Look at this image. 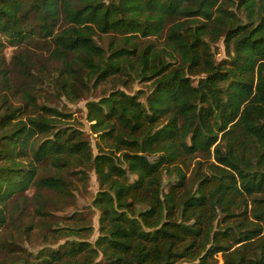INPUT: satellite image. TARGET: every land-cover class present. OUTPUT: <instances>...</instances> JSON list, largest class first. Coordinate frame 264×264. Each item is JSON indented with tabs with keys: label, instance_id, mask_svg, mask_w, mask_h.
<instances>
[{
	"label": "trees",
	"instance_id": "obj_1",
	"mask_svg": "<svg viewBox=\"0 0 264 264\" xmlns=\"http://www.w3.org/2000/svg\"><path fill=\"white\" fill-rule=\"evenodd\" d=\"M31 41L47 63L36 70L31 49L5 62L6 42ZM111 79L149 89L86 102L94 152L38 86L75 101ZM91 169L96 240L59 227L55 247L13 249L44 229L42 191L67 200ZM11 245L0 264H264V0H0V251Z\"/></svg>",
	"mask_w": 264,
	"mask_h": 264
},
{
	"label": "rangeland",
	"instance_id": "obj_2",
	"mask_svg": "<svg viewBox=\"0 0 264 264\" xmlns=\"http://www.w3.org/2000/svg\"><path fill=\"white\" fill-rule=\"evenodd\" d=\"M243 16V15H242ZM109 36L104 35L103 38L99 39V42L108 45ZM42 42L31 41L28 43H16V42H6L5 48L3 50V56L5 62L9 63L12 60L13 55L16 51L22 49H31L37 53H41L43 57L37 61L35 67L36 70L41 67V64L47 63L46 56L48 51L45 46H42ZM213 50L215 51L216 58L218 61L227 57L225 45L223 43V38L217 41L213 45ZM45 56V57H44ZM44 58V59H42ZM49 73L52 68L50 65L47 66ZM195 81L198 79V76L194 77ZM113 88H122L128 92H137L138 90L148 91L149 84L142 82L138 79L128 80V84L125 87L123 82L120 79H111L106 82L100 83L97 87H91L87 90L80 98L75 101L69 100L64 95L59 96L56 94L55 88L51 83L42 82L38 86V91L40 92V101L47 103L48 105L58 108L60 111L67 113V120L61 122L60 125H73L74 127L80 128L85 132L86 137L90 140L94 152H96L95 142L97 140L96 134L90 130V122L87 120V108L86 102L91 99H98L103 93L109 92ZM13 99V98H12ZM143 99V97L141 98ZM15 103H19L13 99ZM44 172V169L42 170ZM88 178L81 180L78 178V175H72L71 178L74 181V188L72 190L73 196L69 197L64 201H56L54 194L47 190H43V195L50 197L52 202L49 203L46 208L50 213L46 219L41 221V224L44 225L42 229L41 225H38L37 228L31 234H24L18 236L16 239L17 244L13 249L18 250L19 253L24 251L37 252L38 249L42 247H55L58 244L62 243L66 237L59 236L54 229L59 227H69V226H78V225H91L93 231L90 235L86 237L94 242L99 235V210L92 205V200L99 190V182L94 170H87ZM35 192V187H32L28 190L27 195L29 198H32L33 193ZM30 206L26 209L25 220H31L29 213L33 215L34 205L37 203L31 200ZM36 222L40 221L38 218H35ZM86 233V231H84ZM73 237V236H68ZM10 248L8 247L5 251H0V258L3 259L8 257L10 254ZM219 262H222L220 257Z\"/></svg>",
	"mask_w": 264,
	"mask_h": 264
}]
</instances>
